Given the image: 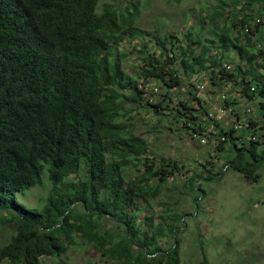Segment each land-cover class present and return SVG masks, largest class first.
<instances>
[{
    "label": "trees",
    "instance_id": "1",
    "mask_svg": "<svg viewBox=\"0 0 264 264\" xmlns=\"http://www.w3.org/2000/svg\"><path fill=\"white\" fill-rule=\"evenodd\" d=\"M104 1L0 0V210H11L0 220L14 227L0 248V263L40 264L54 256L64 263L68 251L85 242L100 264H183L178 235L186 214L179 202L160 203V213L150 209L184 166L152 151L135 132L131 112L143 109L162 123V114L177 111L174 100L183 86L200 102L197 81L211 82L212 89L235 81L264 111V73H258L264 70L258 47L264 21L255 22L264 15V7L257 12L255 5L264 0L222 1L200 18L219 41L198 44L191 30L183 40L141 30V0L124 9ZM132 40L142 53L139 75L126 73L128 54L118 47ZM185 102L176 118L186 115L184 125L194 132L208 128L198 121L207 107ZM231 141L213 148L232 150L229 162L215 173L207 161L183 187L197 193V183L221 181L230 169L260 181L264 154L258 145L238 148ZM45 175L50 191L43 205L20 203Z\"/></svg>",
    "mask_w": 264,
    "mask_h": 264
},
{
    "label": "rangeland",
    "instance_id": "2",
    "mask_svg": "<svg viewBox=\"0 0 264 264\" xmlns=\"http://www.w3.org/2000/svg\"><path fill=\"white\" fill-rule=\"evenodd\" d=\"M222 1L229 0H182L178 4L174 2L167 4L163 0H141L137 26L141 30L161 35L162 38L166 35H175L181 40L189 34L188 30H191L193 36L198 38L196 44L199 41L217 43L219 41L217 34L207 22L201 25L200 18L202 15L211 14ZM104 2L124 9L136 0H105ZM104 2L100 4L99 12ZM263 7L264 2H257L255 10L258 12ZM258 19L262 23L264 15L263 18L258 16L255 20ZM138 43V40H132L118 46L120 52L128 54L123 60L127 74L140 73L142 62L139 57L142 53L136 50ZM258 47L264 49V43ZM194 49L196 53L200 52L199 48ZM213 52L219 54L215 50ZM232 54L236 59L239 58L235 53ZM260 63L264 64V61L260 60ZM243 64L246 63L241 62V65ZM244 67L245 70L249 69ZM258 73L263 74L264 70L261 69ZM232 83L237 84L235 81ZM188 92L185 86L177 92L174 100L177 111L162 114L161 117H164L162 123L143 109L131 112L136 125L135 132L150 142L152 151L165 158L177 159L179 164L184 166L182 172L176 174L165 185L163 193L157 200L151 202L150 212L160 213L165 209L160 203L173 205L179 202L178 209L186 214L183 219L185 223L182 227L183 231L179 230L181 232L178 235L181 240L183 264H264V165L259 169L262 178L258 182L248 180L241 173L230 169L221 181L214 179L197 183L200 185L197 193L183 187L190 177L203 169L202 164H207V161L212 162L207 166L216 173L234 155L232 150L223 152L202 145L191 135L193 129L184 125V121L187 120L186 115L180 120L176 118L184 111L178 108L183 100L188 101L185 103L193 108L199 109L198 104L207 107V116H201L199 122L208 123V126L214 125L217 120L224 126L227 122V118H223V114L215 110L216 106L209 109L207 99L196 103L197 101H193L192 95ZM206 95H209L207 90ZM156 98L158 96L153 99ZM43 179L42 186L33 187L19 197L20 203L31 208H40L43 205L50 191L47 176L45 175ZM1 215L8 218L11 210H0V217ZM143 217V214H140L141 220ZM13 233V224H5L0 220V248L11 241L10 236ZM165 246H168V243H165ZM100 258L92 245L80 242L68 251L67 256L63 258L64 263L61 258L54 256L41 259L40 264H88L90 261L93 264L104 263Z\"/></svg>",
    "mask_w": 264,
    "mask_h": 264
},
{
    "label": "built area",
    "instance_id": "3",
    "mask_svg": "<svg viewBox=\"0 0 264 264\" xmlns=\"http://www.w3.org/2000/svg\"><path fill=\"white\" fill-rule=\"evenodd\" d=\"M261 24V20L255 21ZM255 24V25H256ZM248 31V29H247ZM224 69L232 70V65L225 64ZM195 92L200 101L207 99L209 109L216 106L215 110L222 113L223 118H227L225 126L217 120L214 125L206 129L193 131V137L204 146L217 148L223 143L234 141L238 148L247 144V148L254 143L258 146H264V111L260 110L259 99L252 98L250 101L245 93L244 87L233 83L222 84L223 86L212 89L211 82H195ZM157 91V89H155ZM206 90L209 95H206ZM255 91V87L250 89V94ZM206 95V96H205ZM211 101V103H210ZM219 102L220 104H216ZM258 103V106L256 104ZM262 109V108H261ZM210 115V114H209ZM212 116V115H211ZM224 129L225 134L218 136V130ZM251 143V145L249 144Z\"/></svg>",
    "mask_w": 264,
    "mask_h": 264
},
{
    "label": "crops",
    "instance_id": "4",
    "mask_svg": "<svg viewBox=\"0 0 264 264\" xmlns=\"http://www.w3.org/2000/svg\"><path fill=\"white\" fill-rule=\"evenodd\" d=\"M257 147H258V149H257L258 154H264V146H257ZM259 150H262V151L259 152ZM183 263H184V261H183Z\"/></svg>",
    "mask_w": 264,
    "mask_h": 264
},
{
    "label": "clouds",
    "instance_id": "5",
    "mask_svg": "<svg viewBox=\"0 0 264 264\" xmlns=\"http://www.w3.org/2000/svg\"><path fill=\"white\" fill-rule=\"evenodd\" d=\"M226 169H227V168H226ZM226 169H225V170H226Z\"/></svg>",
    "mask_w": 264,
    "mask_h": 264
}]
</instances>
